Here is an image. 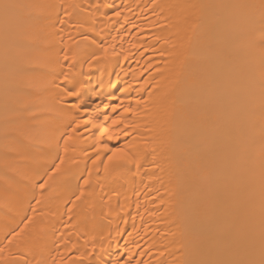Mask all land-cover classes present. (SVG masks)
I'll return each mask as SVG.
<instances>
[{"label": "bare ground", "instance_id": "1", "mask_svg": "<svg viewBox=\"0 0 264 264\" xmlns=\"http://www.w3.org/2000/svg\"><path fill=\"white\" fill-rule=\"evenodd\" d=\"M0 264H264L261 0H0Z\"/></svg>", "mask_w": 264, "mask_h": 264}, {"label": "snow or ice", "instance_id": "2", "mask_svg": "<svg viewBox=\"0 0 264 264\" xmlns=\"http://www.w3.org/2000/svg\"><path fill=\"white\" fill-rule=\"evenodd\" d=\"M261 4L262 6H264V0H261ZM3 7L7 10V9H12V8H21V7H39V5H17V4H5L3 5ZM106 51V50H105ZM65 59H67V57H65ZM77 93H72L70 92L69 95H76ZM130 111V110H129ZM113 123L115 124L116 121H113ZM107 132V129H101V135H104ZM113 137H109V139H112ZM112 155L108 157V160H112L114 157H121L127 160L128 163H132L133 160L130 156L127 155V153H124L122 149H112ZM41 187L43 188V185H41Z\"/></svg>", "mask_w": 264, "mask_h": 264}]
</instances>
